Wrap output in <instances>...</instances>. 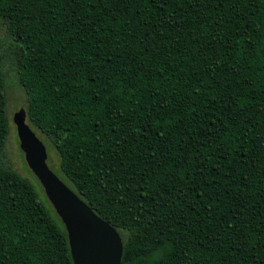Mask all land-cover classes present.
Segmentation results:
<instances>
[{
    "label": "trees",
    "instance_id": "trees-1",
    "mask_svg": "<svg viewBox=\"0 0 264 264\" xmlns=\"http://www.w3.org/2000/svg\"><path fill=\"white\" fill-rule=\"evenodd\" d=\"M14 87L121 264H264V0H0V264H72L4 154Z\"/></svg>",
    "mask_w": 264,
    "mask_h": 264
},
{
    "label": "water",
    "instance_id": "water-1",
    "mask_svg": "<svg viewBox=\"0 0 264 264\" xmlns=\"http://www.w3.org/2000/svg\"><path fill=\"white\" fill-rule=\"evenodd\" d=\"M11 121L24 163L64 228L72 264H121L118 233L48 168L45 147L26 123L23 109Z\"/></svg>",
    "mask_w": 264,
    "mask_h": 264
},
{
    "label": "rangeland",
    "instance_id": "rangeland-1",
    "mask_svg": "<svg viewBox=\"0 0 264 264\" xmlns=\"http://www.w3.org/2000/svg\"><path fill=\"white\" fill-rule=\"evenodd\" d=\"M24 105V95L21 91H19L17 88H13V90L9 91L7 94V100H6V114L8 117L9 122V130H8V136L7 140L4 146V154L6 157V160L8 162V165L20 176L28 179L35 188H37V184L34 181V177L30 173V171L27 169L23 156L21 151L18 148V141L15 135L14 126L11 121V117L14 112H16L18 109H23ZM47 166L48 168L59 178L60 174L55 169L57 164V159L55 155L50 150L47 152Z\"/></svg>",
    "mask_w": 264,
    "mask_h": 264
}]
</instances>
